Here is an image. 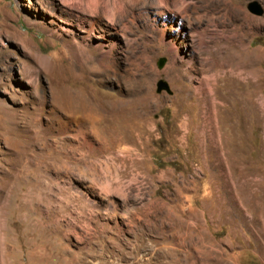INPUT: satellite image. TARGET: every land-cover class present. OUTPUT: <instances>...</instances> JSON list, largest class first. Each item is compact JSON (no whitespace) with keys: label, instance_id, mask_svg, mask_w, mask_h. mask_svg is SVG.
Returning a JSON list of instances; mask_svg holds the SVG:
<instances>
[{"label":"rangeland","instance_id":"rangeland-1","mask_svg":"<svg viewBox=\"0 0 264 264\" xmlns=\"http://www.w3.org/2000/svg\"><path fill=\"white\" fill-rule=\"evenodd\" d=\"M156 1L0 0V264H264V0Z\"/></svg>","mask_w":264,"mask_h":264},{"label":"bare ground","instance_id":"bare-ground-1","mask_svg":"<svg viewBox=\"0 0 264 264\" xmlns=\"http://www.w3.org/2000/svg\"><path fill=\"white\" fill-rule=\"evenodd\" d=\"M68 1V0H67ZM71 2H74V0H71ZM93 1H90L87 5H84V8L85 9H91L92 8V11H95V7H96V4H95V2H93ZM158 4H160V5H162V4H164V0H157L156 1ZM77 3V2H76ZM50 4H52V6L54 7H56V5H54L52 2L50 3ZM68 4V3H67ZM86 4V3H85ZM51 6V7H52ZM68 6V5H67ZM78 6H82L81 4H79L78 3ZM70 8V7H69ZM58 9H60V8H58ZM55 10L57 11V8H55ZM61 10V9H60ZM67 10V9H66ZM68 11V10H67ZM64 12L65 14H64V18H66V19H72V16L70 15V14H68L69 12H71V11H73V8L72 9H69V11L68 12ZM67 13V14H66ZM74 13V12H73ZM160 14V13H159ZM56 15V14H55ZM59 15V14H58ZM67 15V17H65ZM73 15V14H72ZM81 15V14H80ZM60 16V15H59ZM74 18V17H73ZM75 18H77V19H79V16H76ZM74 18V19H75ZM76 19V20H77ZM95 19V18H94ZM167 20V19H166ZM75 21V20H74ZM82 21V20H81ZM84 23V22H83ZM95 22H93L92 21V19L91 20H89L88 21V27H89V31L88 32H92L93 30H94V28H95V24H94ZM159 32V31H158ZM159 40H161V35H160V37H159ZM168 45H169V47H170V49L171 48H173V43H171L170 41L167 43ZM107 54V53H106ZM231 72V71H230ZM213 79H214V77H212ZM210 79L208 78L207 80H205V82L206 83H204L205 84V87L203 88V91L205 92V94H208L207 96H205L204 98H203V100L205 101V100H208V96L211 94L212 95V92H211V89L208 87V84H207V81H209ZM200 83L201 82H199L198 83V85H200ZM196 90L197 91H200V88H197L196 87ZM202 91V92H203ZM261 103H262V107H263V109H264V102L263 101H261ZM90 111L89 112H86L85 114H86V117H88V118H91L92 119V121H93V119H95V118H97L96 116H95V112L93 113V115H91V113L90 112H92V111H95V110H93V109H89ZM69 113H68V115H69V119L70 120H73L74 122H76V121H78L79 119V117H82L80 114H81V112L79 111V109H71V108H69ZM263 112V111H262ZM83 115V114H82ZM65 119H67V118H65ZM7 120V119H6ZM60 120V119H59ZM64 121V120H63ZM67 121H69V120H67ZM65 123V122H64ZM63 124V123H62ZM21 132V131H20ZM23 132V131H22ZM88 146V145H87Z\"/></svg>","mask_w":264,"mask_h":264},{"label":"water","instance_id":"water-1","mask_svg":"<svg viewBox=\"0 0 264 264\" xmlns=\"http://www.w3.org/2000/svg\"><path fill=\"white\" fill-rule=\"evenodd\" d=\"M248 9L251 13H254V14H260V11H258V7L257 5L254 3V4H251L248 6Z\"/></svg>","mask_w":264,"mask_h":264}]
</instances>
